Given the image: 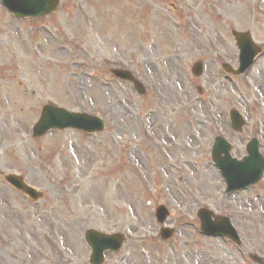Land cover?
<instances>
[{"label": "rangeland", "instance_id": "rangeland-1", "mask_svg": "<svg viewBox=\"0 0 264 264\" xmlns=\"http://www.w3.org/2000/svg\"><path fill=\"white\" fill-rule=\"evenodd\" d=\"M233 29L264 48V0H62L34 19L0 2V264H91L87 229L126 235L105 264H264V177L228 195L212 159L220 135L240 159L254 137L264 146V54L244 77L226 73L225 61L238 66ZM198 62L201 77L192 74ZM120 68L141 78L145 96L113 74ZM163 85L177 94L171 103ZM45 105L100 116L106 129L37 138ZM234 108L248 119L241 133ZM174 123L185 153L165 139ZM8 173L43 199L14 189ZM160 205L171 213L165 226L177 229L169 241ZM203 207L229 216L243 244L205 237Z\"/></svg>", "mask_w": 264, "mask_h": 264}, {"label": "water", "instance_id": "water-1", "mask_svg": "<svg viewBox=\"0 0 264 264\" xmlns=\"http://www.w3.org/2000/svg\"><path fill=\"white\" fill-rule=\"evenodd\" d=\"M2 2L18 16H43L53 13L59 4V0H2ZM234 36L241 49V68L239 73L256 57L259 49L253 44L251 37L248 33L234 32ZM197 73L202 72V66H197ZM119 76L125 79H132L129 73H118ZM136 86L140 93L144 92L141 84ZM232 124L236 130H241L243 121L241 116L237 112L231 114ZM81 128L84 130H102L104 127L103 122L91 118L88 115H75L66 112L62 109H57L52 106L44 108L43 116L40 122L35 127V134L42 136L45 132L51 128H59L66 125ZM249 156L243 161H239L233 158L230 154V146L226 141L217 139L214 147V160L221 168L224 177L228 182V192L235 189L246 188L250 184L258 182L264 172V160L259 153L258 141L254 140L248 145ZM224 154V156H222ZM6 179L14 184L17 188L25 191L34 198H38L40 195L35 189L27 185L24 180L16 175L10 174L6 176ZM203 220V231L213 232L219 235L229 237L233 241L240 243V239L237 231L231 225L229 219L220 218L218 221L213 222L211 220L212 213L203 211L201 214ZM168 216V211L161 209L158 213V218L161 222H164ZM172 231L166 230L165 237L171 235ZM212 234V233H210ZM87 240L93 248V262L100 264L103 262V253L107 249L118 250L123 244V238L121 235H106L99 233L95 230H89L86 233Z\"/></svg>", "mask_w": 264, "mask_h": 264}, {"label": "bare ground", "instance_id": "bare-ground-1", "mask_svg": "<svg viewBox=\"0 0 264 264\" xmlns=\"http://www.w3.org/2000/svg\"><path fill=\"white\" fill-rule=\"evenodd\" d=\"M75 84V87L73 86ZM74 84L73 85H70L69 86V90H73L74 88H77V84H76V81H74ZM68 88V86H67ZM163 88L165 90V93L166 95H163L162 94V98L166 100H168L169 103H171L173 100H175L177 98V94H173V92L171 91L172 88H169V87H166V85H163ZM67 91V89H66ZM157 118H159V115H157ZM177 123H174V124H169V128L166 129V131L164 132V135H165V139L167 140L168 143H171V144H174L175 147L178 149V150H181L183 153L186 152L187 150V145H180L178 144L177 142V136L174 135V130L176 128H178V125H176ZM186 126V127H185ZM184 128L182 129V132H187L188 128H189V132L192 130V126L191 125H185ZM175 166H172L171 168V174L170 175H173L172 173L175 171ZM190 168V167H189ZM190 175V172L189 170H187V173L185 175V179H189V176ZM207 188V186H206ZM210 191H213L211 185H210Z\"/></svg>", "mask_w": 264, "mask_h": 264}]
</instances>
